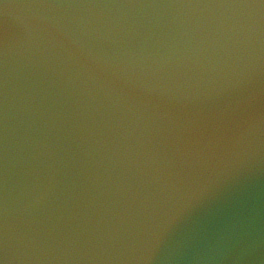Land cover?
Masks as SVG:
<instances>
[{
	"label": "water",
	"instance_id": "1",
	"mask_svg": "<svg viewBox=\"0 0 264 264\" xmlns=\"http://www.w3.org/2000/svg\"><path fill=\"white\" fill-rule=\"evenodd\" d=\"M0 264H264V3L0 0Z\"/></svg>",
	"mask_w": 264,
	"mask_h": 264
},
{
	"label": "snow or ice",
	"instance_id": "2",
	"mask_svg": "<svg viewBox=\"0 0 264 264\" xmlns=\"http://www.w3.org/2000/svg\"><path fill=\"white\" fill-rule=\"evenodd\" d=\"M261 3H264V0H261Z\"/></svg>",
	"mask_w": 264,
	"mask_h": 264
}]
</instances>
